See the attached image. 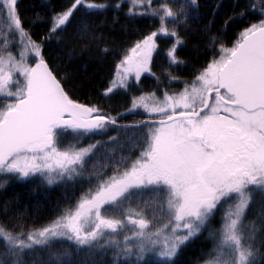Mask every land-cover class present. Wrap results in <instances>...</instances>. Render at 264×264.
<instances>
[{
	"label": "snow or ice",
	"instance_id": "obj_1",
	"mask_svg": "<svg viewBox=\"0 0 264 264\" xmlns=\"http://www.w3.org/2000/svg\"><path fill=\"white\" fill-rule=\"evenodd\" d=\"M204 7L60 0L26 23L0 0V189L63 199L31 225L4 202L0 264H75L65 242L90 264H177L200 240L197 264H264V0ZM143 20L126 47L106 34ZM61 60L112 67L81 98Z\"/></svg>",
	"mask_w": 264,
	"mask_h": 264
},
{
	"label": "trees",
	"instance_id": "obj_2",
	"mask_svg": "<svg viewBox=\"0 0 264 264\" xmlns=\"http://www.w3.org/2000/svg\"><path fill=\"white\" fill-rule=\"evenodd\" d=\"M237 2L247 3V0H202V3L205 5L201 9L202 13L205 15L209 12L212 5L214 4H223L225 9L228 12H231V5H234ZM60 0H19V10L22 17L25 18V22L35 21L37 13H43L46 8L49 6L58 7ZM126 10V9H125ZM224 16V13H221V18ZM46 18V17H45ZM203 18V17H202ZM122 24H126V21H121ZM149 21L143 20L141 23L136 24L133 27H130L127 32L121 31L120 25L116 26V31L109 34L112 39L116 41L117 47H126L127 42L136 38L135 31L139 30L141 32L147 30L145 25ZM217 26L219 27V20L217 21ZM0 27H3L2 22H0ZM192 29L200 27L199 24L192 23L190 25ZM39 26L33 28L34 32L43 31ZM236 30V26H233V30H230L229 36L232 35V32ZM198 39L197 36H192L191 41L195 42ZM194 45L189 44V48H192ZM183 58H190L192 52L186 51L181 54ZM57 64L61 67H68L69 71L77 73L76 79L74 80V85L77 89H82L78 92L81 98H94L95 93L93 92V87H98V76H107L108 70L112 65H105L103 70L99 66H89L87 70L82 64L76 65H66L65 61H57ZM93 82V87H88V82ZM155 87V84L152 81H148L145 87ZM121 103V101H117ZM139 117H130V119H138ZM96 139H99L97 137ZM8 201L12 205V215L17 213H25V221L31 225L33 222L36 224H46L48 223L49 218L53 217L56 214L57 205L63 204L62 199V190L55 189L47 194V197L44 196H32L30 195L29 186L21 185L16 183H11L7 189H0V207L3 206L4 202ZM39 203V208L36 207ZM257 209L253 210V214L249 215V221H256V212ZM256 226L259 228L260 225L257 222ZM206 245L202 240L196 241L194 244L190 245L184 252L177 258V264H197V261L200 259L201 251L206 250ZM64 249H68L72 252V260L75 264H82V262H87L90 264V261L93 259L87 256L86 253H76L74 248L70 246L68 242L63 244H56L53 246V252L63 253ZM48 250L38 251L36 255L28 257L29 264H40V260H47ZM109 257H101L99 254L95 256V264H102L103 260L108 259Z\"/></svg>",
	"mask_w": 264,
	"mask_h": 264
}]
</instances>
